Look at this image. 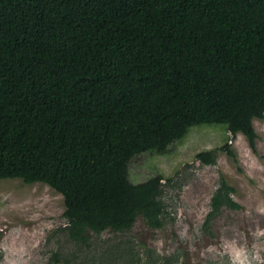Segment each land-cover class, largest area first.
Segmentation results:
<instances>
[{"label": "trees", "instance_id": "trees-1", "mask_svg": "<svg viewBox=\"0 0 264 264\" xmlns=\"http://www.w3.org/2000/svg\"><path fill=\"white\" fill-rule=\"evenodd\" d=\"M264 119V0H0V179L64 198L76 244L90 232L163 226V179L131 160L222 124L257 154ZM218 150L238 162L228 142ZM168 182L170 181L167 180ZM222 175L208 225L241 209Z\"/></svg>", "mask_w": 264, "mask_h": 264}, {"label": "rangeland", "instance_id": "rangeland-1", "mask_svg": "<svg viewBox=\"0 0 264 264\" xmlns=\"http://www.w3.org/2000/svg\"><path fill=\"white\" fill-rule=\"evenodd\" d=\"M255 154L243 134L222 124L196 125L167 153L145 152L129 165L133 183L164 177L163 226L139 217L128 232H90L74 243L61 193L43 183L0 179V264H264V119H255ZM228 142L238 162L218 150L216 164L197 154ZM241 209H223L206 225L221 176ZM170 181L168 182L167 180Z\"/></svg>", "mask_w": 264, "mask_h": 264}]
</instances>
